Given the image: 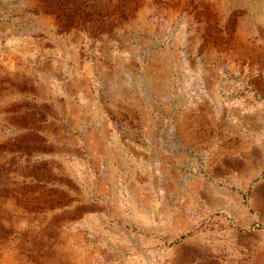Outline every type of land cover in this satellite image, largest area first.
Returning <instances> with one entry per match:
<instances>
[{
	"label": "rangeland",
	"instance_id": "1",
	"mask_svg": "<svg viewBox=\"0 0 264 264\" xmlns=\"http://www.w3.org/2000/svg\"><path fill=\"white\" fill-rule=\"evenodd\" d=\"M0 264H264V0H0Z\"/></svg>",
	"mask_w": 264,
	"mask_h": 264
}]
</instances>
